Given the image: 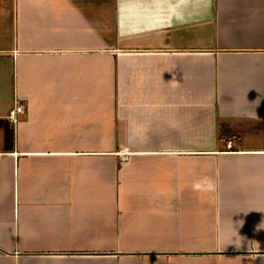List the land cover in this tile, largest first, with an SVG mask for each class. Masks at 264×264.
<instances>
[{
    "label": "crops",
    "instance_id": "obj_1",
    "mask_svg": "<svg viewBox=\"0 0 264 264\" xmlns=\"http://www.w3.org/2000/svg\"><path fill=\"white\" fill-rule=\"evenodd\" d=\"M0 264H264V0H0Z\"/></svg>",
    "mask_w": 264,
    "mask_h": 264
},
{
    "label": "built area",
    "instance_id": "obj_2",
    "mask_svg": "<svg viewBox=\"0 0 264 264\" xmlns=\"http://www.w3.org/2000/svg\"><path fill=\"white\" fill-rule=\"evenodd\" d=\"M23 110V107L15 102L14 107L9 112V119L13 124L18 122V114Z\"/></svg>",
    "mask_w": 264,
    "mask_h": 264
}]
</instances>
